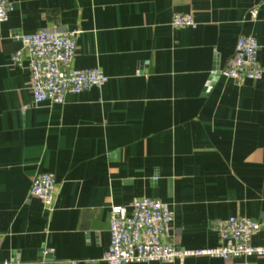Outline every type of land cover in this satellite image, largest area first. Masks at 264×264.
Wrapping results in <instances>:
<instances>
[{
  "label": "crops",
  "instance_id": "1",
  "mask_svg": "<svg viewBox=\"0 0 264 264\" xmlns=\"http://www.w3.org/2000/svg\"><path fill=\"white\" fill-rule=\"evenodd\" d=\"M9 1L0 23V264H105L109 207L141 196L171 208L168 240L178 249L216 246L213 223L229 216L264 220V0ZM174 13L191 14L195 27H172ZM40 28L75 31L70 66L98 68L104 84L33 104L19 35ZM241 35L255 38L262 72L237 84L213 70ZM17 50L20 65L10 62ZM43 171L56 184L50 209L28 193ZM251 243L264 244V227Z\"/></svg>",
  "mask_w": 264,
  "mask_h": 264
},
{
  "label": "built area",
  "instance_id": "2",
  "mask_svg": "<svg viewBox=\"0 0 264 264\" xmlns=\"http://www.w3.org/2000/svg\"><path fill=\"white\" fill-rule=\"evenodd\" d=\"M11 10L9 0H0V23ZM250 19L256 8L248 10ZM170 25L174 28L195 27L189 13H174ZM75 31L40 28L30 34L19 35L22 50L26 51L29 73V92L32 103L61 104L67 93H79L90 87H100L106 77L98 68H73L70 66L75 52ZM258 44L251 35H241L235 40L233 51L225 66L213 70L237 84L256 80L261 76L257 60ZM22 51L10 56V62L20 65ZM56 192L52 172L43 171L31 176L28 193L50 209ZM108 245L102 256L105 264L166 262L187 256L231 257L264 256V244L251 243L252 236L262 227L258 221L245 216H229L213 223L218 244L213 247L178 249L170 241L169 229L173 212L167 203L141 196L128 205L114 204L108 210Z\"/></svg>",
  "mask_w": 264,
  "mask_h": 264
},
{
  "label": "water",
  "instance_id": "3",
  "mask_svg": "<svg viewBox=\"0 0 264 264\" xmlns=\"http://www.w3.org/2000/svg\"><path fill=\"white\" fill-rule=\"evenodd\" d=\"M215 74V73H214Z\"/></svg>",
  "mask_w": 264,
  "mask_h": 264
}]
</instances>
